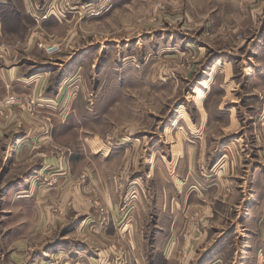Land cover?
I'll use <instances>...</instances> for the list:
<instances>
[{
	"label": "rangeland",
	"instance_id": "1",
	"mask_svg": "<svg viewBox=\"0 0 264 264\" xmlns=\"http://www.w3.org/2000/svg\"><path fill=\"white\" fill-rule=\"evenodd\" d=\"M2 4L0 264L264 252V0Z\"/></svg>",
	"mask_w": 264,
	"mask_h": 264
},
{
	"label": "crops",
	"instance_id": "2",
	"mask_svg": "<svg viewBox=\"0 0 264 264\" xmlns=\"http://www.w3.org/2000/svg\"><path fill=\"white\" fill-rule=\"evenodd\" d=\"M21 1H22V3H24V1H25L26 3H29V4H34L37 2V0H21ZM1 2L3 3L2 5L13 4V6H14L15 3L17 2V0H1ZM15 17L17 18V16L14 15L13 18H15ZM10 77H11V75H10ZM6 86H8V84ZM84 115L88 117V113H84ZM87 123H88V120H87ZM99 133H102V131L99 130L98 134ZM91 146H94V145H91ZM100 149L104 150V147H101ZM104 152H105V150H104ZM170 187H171V185H170ZM254 244H255L254 247L261 248L262 246H264V239L263 238H256L254 241ZM261 252H262L261 250L259 253L256 251V249H254V255H253L254 258L252 259L250 264H264V252L263 253H261Z\"/></svg>",
	"mask_w": 264,
	"mask_h": 264
},
{
	"label": "built area",
	"instance_id": "3",
	"mask_svg": "<svg viewBox=\"0 0 264 264\" xmlns=\"http://www.w3.org/2000/svg\"><path fill=\"white\" fill-rule=\"evenodd\" d=\"M39 46H44L45 50L50 54L54 53L57 49L56 45H43L42 43H39ZM19 102L20 101H18L16 95L8 93V95H6V97L0 102V110L3 111L11 106L16 105Z\"/></svg>",
	"mask_w": 264,
	"mask_h": 264
}]
</instances>
